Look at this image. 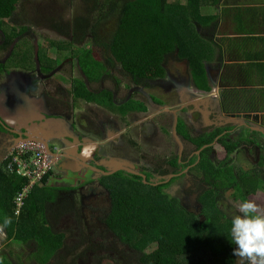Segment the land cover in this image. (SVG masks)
<instances>
[{
	"label": "trees",
	"instance_id": "1",
	"mask_svg": "<svg viewBox=\"0 0 264 264\" xmlns=\"http://www.w3.org/2000/svg\"><path fill=\"white\" fill-rule=\"evenodd\" d=\"M17 1L0 0V53L8 54L6 61L0 62L1 74L10 67L21 71L32 69L31 64L29 67L25 64L30 60L31 51L17 43L22 41L19 38L24 33L19 27L26 30L29 27L25 24L12 26L8 21L12 19ZM82 1L84 9H79L71 21L47 16V26L63 36H71L72 41H51L49 48L54 57L50 63L42 61L46 51L38 52L41 72L54 71L62 63L63 50L67 49L77 58L89 81L99 79L105 72L109 74L105 63L109 66L118 63L132 84L148 87L149 83L165 77L167 61L174 58L186 60L193 85L208 92V87L200 84L203 81L200 45L194 49V0H185V3L179 0ZM5 22L11 28L5 29ZM92 45L107 51L104 63L93 58ZM97 73L99 77H93ZM72 86L74 99L96 102L110 112L115 111L112 103H104L101 98L104 95L111 97L110 92L94 93L80 81L73 82ZM118 110L124 115L128 111L144 109L141 106L135 109L127 103ZM177 125V135L199 152L187 165L189 173L201 176L207 186L198 198L199 215L189 213L176 199L169 197L166 191L175 179L154 187L145 184L148 175H143V183L140 176L114 173L102 177L99 182L109 200V207L100 222L113 241L106 248L95 247L79 231L78 247L64 248L67 255L61 256L64 236L53 229L48 218L74 213V199L64 198L59 203L60 191L46 187L45 178L26 196L19 216H15L14 200L26 182L6 174L1 168L0 226L5 228L9 238L26 249L25 259L34 264H62L59 261L80 247L82 251L68 264H79L77 261L84 260L90 252L96 256L107 251L110 257L103 258H111L115 264L122 261L127 264H236L235 246L229 234L231 220L221 211V206L229 198L242 202L264 185V158L255 162L252 156L254 168L244 173L235 169L232 155L238 151L245 153L252 144V148L258 149L264 148V144L254 138L256 133L246 132L229 139L231 128L214 129L192 139L181 122ZM214 150L225 155L216 165L209 159ZM168 165L173 169L178 166L175 159ZM6 218H10L7 225L4 223ZM75 218L77 220V215ZM57 222L58 219L54 220V224ZM120 246L124 250L120 248L118 252ZM149 249L152 250L146 252ZM0 264L4 263L0 261Z\"/></svg>",
	"mask_w": 264,
	"mask_h": 264
},
{
	"label": "rangeland",
	"instance_id": "2",
	"mask_svg": "<svg viewBox=\"0 0 264 264\" xmlns=\"http://www.w3.org/2000/svg\"><path fill=\"white\" fill-rule=\"evenodd\" d=\"M82 2V0L17 1L13 11L14 17H12V19L10 18L8 21L9 25H13V20L15 19L14 26H20L22 24L28 25L29 30L19 27V30L24 33L19 38L22 41H18L17 43H19L22 48L31 51L30 60L25 64L28 67V64H31L33 66V71H21L18 68L10 67L9 70L2 72V74L0 73V91L3 92L8 90L7 102L18 104L17 107L14 105L15 108L12 107L10 110L12 112L13 121L16 118V122L23 125L26 129L31 128L30 125L33 122L38 124L36 128L39 129L38 132L40 135L47 133L52 126L51 125L50 128L48 127V124L50 125L51 123L48 118L57 120L59 116L65 114L67 110L68 112H72L70 111L73 110L71 102L64 101L63 98H70L71 85H73L75 81H80L84 83L87 89L94 93H99L101 91H108L111 93V97L105 95L101 96L104 103H112L115 109L114 112H110L107 108L101 107V116H99V119L101 120L100 124L103 126L102 129H105L106 125L108 126L112 119L111 117L121 120L126 116L123 121L125 126L129 124L125 120L128 119V122H130L131 119L134 120V125L130 124V128L132 129L130 135L121 139L124 140L123 143L125 146L121 152L113 151V146L120 145L119 141H115L106 143L100 148V153L108 157L121 159L122 161L120 164L113 159H111V162L117 163L118 166L123 165V168H127L134 173L142 174L148 172L152 174L161 166L162 169L166 171L164 175L168 176L176 170L166 164V162L169 163L172 159H178L183 156L181 162L184 163L190 156L195 155V148L176 134V121L179 120L186 124L185 127L190 131V138H196L202 134L209 133L212 129L210 128L211 121L207 118L208 112H206L205 108L199 103V101L202 100L206 102L208 99L202 97L203 95L197 96L194 90L188 87L190 83V80L188 83V77L190 78L191 74L187 61H177L174 58L169 59L166 65V74L169 73L170 75H166L163 80L152 82L150 87H138L132 84L128 75L123 72L118 63H114L112 66L106 65L105 63L106 70L108 69L109 71L107 75L109 78H106V72L100 77V74L97 73L93 77H99L101 80L96 79L93 81H89V78L82 73L75 60L69 64L63 57L61 59L63 64L58 65V68L56 67L54 71L51 73L41 72L37 56L38 52L46 51L47 45H49L51 41H68L70 37L63 36L50 26H47L45 21L47 16L55 15L63 21H71L74 15L78 14L79 9H84ZM3 25L7 26L5 29L11 28L7 22ZM36 46H38V48ZM91 52L95 60L104 63L107 57V51L104 48L92 45ZM48 54L53 56L52 50L50 52L46 51L45 56ZM66 55L67 53L64 54V57H66ZM7 58V53H0V62H5ZM42 61L44 63L53 62L46 57ZM166 86L168 87L166 88ZM170 86L174 88H169ZM192 99L194 101H191ZM193 102L194 104H192ZM127 103L135 109H139L141 106L145 109V112L142 113L139 110H133L132 112L128 111L124 115H121L118 109ZM13 104L8 106H13ZM77 104L78 106L75 107L74 112L80 110L81 113H83L84 110H86V108H84L86 106L85 102L78 101ZM187 106L188 112L190 111V117L177 114L181 109ZM5 110H7V106H5ZM203 110L205 111L204 118L201 117ZM208 110L212 111V108ZM49 111L53 114H49ZM219 115L221 119L218 117ZM45 116L47 117V121H45ZM77 116H79L78 113ZM108 118L110 119L108 120ZM141 119L142 121L148 120L140 124L138 120ZM235 119L237 118L224 115L222 117V114L217 112L214 128L232 126L235 127V129L230 134L231 136L229 139L234 136H243L244 134L241 133V130H238L240 128L237 127V120ZM31 129L35 131L33 126ZM73 129L81 131L79 127H73ZM122 132L123 131H120L116 135ZM130 138H132V140ZM254 138L261 144H264L257 135H255ZM50 139V148L55 147L56 144L60 142L58 137L53 133ZM252 147L253 144L248 147L245 153L244 151H238L232 155L235 169L248 173L254 168L252 161L259 162L264 158L263 147H260L263 151L260 148ZM224 158V153L217 150L212 151L209 155V159L212 161L213 165L222 162ZM103 161L107 160L103 159ZM126 164H128V166H126ZM114 167H116L115 164L107 166L106 163H101V168L106 172H109ZM160 180L161 179L155 177V175L152 177L153 183ZM52 182L53 181L49 182V185L55 187L56 185H53ZM98 185V183L91 185L92 187L84 191L80 196H72V194L60 195L61 199L59 203L64 198L75 200V212L68 213L59 218L58 216L48 218V222L53 226V229L64 236L61 256L67 255L66 250H63L64 248L72 249L74 246H77L79 231H81L95 247L102 246L106 248L107 245L113 241L112 236L107 234L105 227L100 222L109 207V200L107 193ZM263 186H260L254 196L247 197V200L255 201L262 210H264ZM46 187L50 188L49 186ZM206 187L207 186L202 182L201 176L196 177L188 173L183 176L180 175V178L166 192L169 197L176 199L189 213L199 215L200 205L198 204V198ZM92 194L94 195L92 196ZM83 203H85L84 206ZM240 203L241 202L229 198L224 201L221 206V211L231 220L234 214H238L237 209ZM75 214L77 215V220ZM56 219H58V222L54 224V220ZM120 248L123 249V247L120 246L117 249L118 252H120ZM82 249L83 248L80 247L74 250L70 256H67L65 260L59 262L62 264L70 263L74 259V256L79 255ZM22 250H24V247H20L19 243L17 244L13 241V238H9L5 228L0 226V261H3L4 264H18L15 256L24 253ZM150 250L152 249L146 252H150ZM101 257L102 259H99ZM103 257H110V252H101L96 256L94 253L90 252L83 258L84 260L77 262H80L79 264H115L111 258ZM19 262L20 264H34L31 260L25 259V255ZM54 264H57V262ZM120 264L127 263L122 261ZM236 264H239L237 257Z\"/></svg>",
	"mask_w": 264,
	"mask_h": 264
},
{
	"label": "crops",
	"instance_id": "3",
	"mask_svg": "<svg viewBox=\"0 0 264 264\" xmlns=\"http://www.w3.org/2000/svg\"><path fill=\"white\" fill-rule=\"evenodd\" d=\"M179 2L185 3V0ZM194 33V49L200 45V61L203 65L204 82L200 81V84L206 85L208 92L193 85L191 75L188 77V87L197 96L203 95L202 97L208 99L209 102L202 100L199 103L208 112L207 118L211 121V127H208L212 128L210 131L219 129L214 128L215 119L217 112H223L222 117L224 115L237 118L235 120L241 133H256L254 136L257 135L264 142V0H194ZM197 56L199 59V54ZM72 93L71 85L70 98L65 101L71 102L72 112L59 116L57 120L48 118L51 121L48 127L52 125L53 128L49 130L60 141L77 138L76 144L66 147L68 155H73L71 153L74 150L77 157L83 155L85 161H89L95 155H89V150L99 147L98 144L103 146L115 142L111 140L114 135L107 125L102 129L99 119L102 106L83 99H74ZM78 101L86 104L83 113L76 111L79 116L74 112ZM7 103L9 111L8 105L13 103ZM14 105L18 106L15 103ZM210 108L212 111L208 110ZM204 112L203 110L202 118ZM111 118L110 123L113 120ZM45 119L47 121L46 116ZM73 127H79L81 131L74 130ZM61 143L64 142H58L54 150H60L59 147L65 150ZM79 143L81 144L78 145ZM63 157L57 161L59 166H64L66 159ZM121 161L117 160L119 164ZM52 183L56 187L61 185L56 180ZM48 184L46 182V186ZM22 252L24 253L15 256L18 264L24 255L26 258V249Z\"/></svg>",
	"mask_w": 264,
	"mask_h": 264
},
{
	"label": "flooded vegetation",
	"instance_id": "4",
	"mask_svg": "<svg viewBox=\"0 0 264 264\" xmlns=\"http://www.w3.org/2000/svg\"><path fill=\"white\" fill-rule=\"evenodd\" d=\"M12 17H14V16H12ZM15 21L16 20L14 19L12 26H14ZM0 33H1V31H0ZM70 41H72L71 36L69 37L68 41H66V42H70ZM58 42L59 41H56L55 43H58ZM76 46H78V45H76ZM36 47L38 48V46H36ZM46 51L47 52L51 51L49 48V45H47ZM70 52H71V50H67V49L63 50L64 54L67 53L66 57H64V54H63L64 60L67 61V63H69V64H71L72 61L75 60L77 66L79 67L78 62H77V58L74 56H71ZM45 57L48 58V60H51V59H53L54 56L48 54ZM62 64H63V62L59 65H62ZM57 68H58V65H57ZM32 69H33V66H32ZM32 69L26 70V71H33ZM168 74H166V66H165V77ZM107 77L109 78V76L106 75V78ZM165 77L163 79H165ZM99 79L101 80V78H99ZM163 79H159V80H163ZM151 83H149V84H151ZM138 87H142V86H138ZM148 87H150V85ZM167 87L168 86H166V88ZM171 87H173V86H170L169 88H171ZM181 92H184V91H181ZM186 93H189V92H186ZM71 96L73 97V94H71ZM7 97H8V90L3 91V92L0 91V171L2 170L1 169L2 166L5 164V160L7 159L8 152L11 150V148L13 147V145L15 144V142L17 140H23L25 138H32V139L47 143L49 150H54V148H55V147L50 148V144H49V140H51L50 135L52 134V132L50 131L51 129L48 130L47 133L40 135L38 132L39 129L36 128V125H38V124H35L32 122V124L30 126H31V128H32V126L35 128V131H33L31 128L26 129L23 127V125H21L20 123H17L16 118L13 121L12 112L10 110L12 107L15 108V106L13 104V106H9V111L5 110V106H7L6 104H8L7 103V101H8ZM65 99L66 98H64V101H65ZM191 101H194V100L192 99ZM73 102H75V101H73ZM88 103H90V102H88ZM91 103L95 104L96 102H91ZM96 104H98V103H96ZM192 104H194V102ZM141 112L144 113L145 109ZM68 113H70V112H68V110H67L65 112V114H68ZM177 114H181V115H184L186 117L191 116L190 111L188 112V106L181 109ZM221 114H223V112H221ZM125 117H123V118L125 119ZM124 119H121V120L113 119L111 121V123L108 125V127L110 129H112L111 133L114 135L113 138H111V140L120 142V145H115L112 148L113 151H116V152H121L122 149L125 147L124 143H123L124 140H121V139L125 136L128 137L130 135V133L132 132V129L130 128V126L134 125L133 119H131L130 122H128V119H127L125 121L129 124H128V126H125L123 123ZM147 120L148 119L142 121V119H141L138 121L140 124H142V123L147 122ZM45 121H46V119H45ZM188 121H190V120H188ZM178 122H181V121H179V120L176 121V129L178 126L177 125ZM181 124L184 126V129L188 133H190V131L185 127L186 124H184V122H181ZM133 127H135V126H133ZM226 128H229V129L231 128L232 132L235 129V127H232V126L231 127L228 126V127L222 128V129H226ZM120 131H123V132L119 135H116ZM191 138L194 139V137H191ZM106 139H104V140H106ZM130 139L132 140V138H130ZM75 140H77V138L75 139L73 137V139H68L67 141H65L64 139H62L60 141V142H64L63 144L62 143L61 144L63 145L65 150H62V148H60V147H59L60 150H57V151L55 150L56 151V158L59 160L60 158H62L65 155L63 158H65L66 161L63 163L64 166H61V165L59 166L57 164V162H55L53 164L52 171L50 172V176L48 177V179L46 181L48 183L51 181H54V180H56L57 182H61V185H59L58 187H56V186L51 187L48 184V186L50 188L58 189L60 191V192H58L59 196L65 195V194H72V196H75V195L80 196L84 191L89 190L92 187L91 185H94L97 183L99 184L102 177L110 176L114 173H119V172L126 173L129 175L133 174L134 176H140V177H142L143 183H145V177L143 175H148V183H145V184H150L154 187H157L161 184H167L171 180L175 179V181H173L170 184L169 188L180 178V175L183 176L184 174L186 175L189 173V169L187 168V165L191 162L190 159L192 158V156H190L186 160V162H184V163L181 162L183 156L181 158H178V159L174 158L176 160V163L178 166H176V169H174L176 171L173 173H170L168 176L164 175L166 173V171L163 170L161 166L157 169V171L153 172L152 174L148 173V172L142 173V174H137V173H134V172L128 170L127 168H124V169H126V171H127L126 172L124 170H121V168H123L122 167L123 165L117 166L118 165L117 163L111 162V159L116 160V161L121 160V159L108 157V156L102 155L100 153V148H102L104 146V144H103V146H102V144H98L99 147H96L94 149L89 150V153H88L89 155H92L93 153H95V155H93V158L91 156V160L85 161V159H84L85 157L83 155H80L79 157H77L78 154L74 153V150H72V153H71L73 155H71V156L68 155V149H66V147L69 148L72 144H76ZM79 141L81 142V139H79ZM107 141H110V140H107ZM80 144L81 143H79L78 145H80ZM188 144H190V143H188ZM191 146H193V145H191ZM76 149H77V147H76ZM198 155H199V152L195 151V156H198ZM103 159H106L107 161H103ZM101 163H106L107 166L115 164L116 167L111 169L109 172H106L104 169L101 168ZM166 164H168V163L166 162ZM184 165H186V166H184ZM126 166H128V164H126ZM169 166L171 167V165H169ZM183 167H185V168H183ZM128 172H131L132 174L128 173ZM103 174H107V175H103ZM154 175H155V177H159L161 180L156 182V183H153L152 177ZM143 178H144V180H143ZM98 186L100 187V184ZM81 190H82V192H81ZM93 195L94 194H92V196ZM94 199H97V198H94ZM69 202H70V200H69ZM93 203H95V202H93ZM84 205H85V203H83V206Z\"/></svg>",
	"mask_w": 264,
	"mask_h": 264
},
{
	"label": "clouds",
	"instance_id": "5",
	"mask_svg": "<svg viewBox=\"0 0 264 264\" xmlns=\"http://www.w3.org/2000/svg\"><path fill=\"white\" fill-rule=\"evenodd\" d=\"M27 139L35 140L32 138H25L23 140H27ZM18 142L20 141H17V143ZM46 148L48 149V153L52 156L53 160L57 162L58 159L56 158V151L49 150V147ZM9 152L7 155V159L5 160V164L2 166L4 172H5L6 164L8 162ZM49 176L50 173L48 177ZM39 185L41 184H36L35 186L32 187V189ZM21 208L16 207L14 213L15 216H19ZM237 212L238 214H234L231 217L230 227H229V234L231 237L230 241L235 246L233 255L238 258L239 264H264V210H262L255 201L245 199L239 204ZM4 223L5 225L10 223V218H6Z\"/></svg>",
	"mask_w": 264,
	"mask_h": 264
},
{
	"label": "built area",
	"instance_id": "6",
	"mask_svg": "<svg viewBox=\"0 0 264 264\" xmlns=\"http://www.w3.org/2000/svg\"><path fill=\"white\" fill-rule=\"evenodd\" d=\"M54 162L46 145L37 140L27 139L13 145L9 152L5 172L27 183L15 200L17 208L23 206V200L32 187L41 184L48 177Z\"/></svg>",
	"mask_w": 264,
	"mask_h": 264
},
{
	"label": "water",
	"instance_id": "7",
	"mask_svg": "<svg viewBox=\"0 0 264 264\" xmlns=\"http://www.w3.org/2000/svg\"><path fill=\"white\" fill-rule=\"evenodd\" d=\"M17 141H21V140H17ZM17 141L15 142V144H17ZM45 143V142H44ZM45 145H46V147H48V145H47V143H45ZM118 166V165H117ZM120 170V169H119ZM121 170H124V171H126V169H124V168H121ZM127 172V171H126ZM128 173H131V172H128ZM132 174V173H131ZM103 175H107V174H103ZM109 175V174H108ZM133 175V174H132ZM143 180H144V178H143Z\"/></svg>",
	"mask_w": 264,
	"mask_h": 264
}]
</instances>
